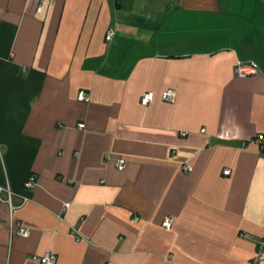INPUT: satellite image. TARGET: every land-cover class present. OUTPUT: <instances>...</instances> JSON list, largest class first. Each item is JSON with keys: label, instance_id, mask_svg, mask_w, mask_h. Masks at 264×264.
<instances>
[{"label": "crops", "instance_id": "0c3cea01", "mask_svg": "<svg viewBox=\"0 0 264 264\" xmlns=\"http://www.w3.org/2000/svg\"><path fill=\"white\" fill-rule=\"evenodd\" d=\"M262 133L264 0H0V264H248Z\"/></svg>", "mask_w": 264, "mask_h": 264}, {"label": "built area", "instance_id": "2783aa9c", "mask_svg": "<svg viewBox=\"0 0 264 264\" xmlns=\"http://www.w3.org/2000/svg\"><path fill=\"white\" fill-rule=\"evenodd\" d=\"M37 10H39V7L37 8ZM112 36H113V30L108 29L104 35V39L106 41H110ZM252 72H255V65H253V64H247V65L243 64L242 65L240 63H237L234 67V73H236V74L246 75V74H250ZM78 98L86 99L87 97L81 91L78 93ZM161 98L165 101L173 102L175 99V92L172 89H166L161 93ZM151 99H152V93L146 92L141 96L140 102L145 105ZM77 126L79 128H82L84 126V124L79 123ZM250 147H253L255 149V151H257L258 154L264 158V133L258 134V135L254 136L248 140L241 141V143H240L241 149L247 150ZM105 158L109 159L110 157H109V155L106 154ZM114 165L117 169H122L125 165V159L122 157H117L114 161ZM184 168L190 169L189 166H186ZM222 173L226 175L229 173V170L227 168L223 169ZM34 184H35L34 176L29 175L24 180L23 187L24 188H31L32 186H34ZM2 190H4V189H2L0 187V192ZM5 191H6L7 201L9 202L10 191H9V189H5ZM26 200H27L26 197L22 198L23 202ZM136 220H137L136 216L131 217V221H136ZM172 222H173L172 217L164 216L161 223H160V226L164 229H169L172 225ZM9 229H10V233H12V234L21 235V236H26L28 234V228L25 227L24 225H21V224H17L15 227H13L11 225ZM71 233H72V235H74L76 237V239L79 238L76 230L71 229ZM30 258L33 262H36L38 264H55V261H56V256L53 252H45L42 255L33 254V255H31ZM263 259H264V233H263V236L261 237L260 241L258 242L257 249H256L254 256L251 258V260L249 261L248 264H259Z\"/></svg>", "mask_w": 264, "mask_h": 264}]
</instances>
